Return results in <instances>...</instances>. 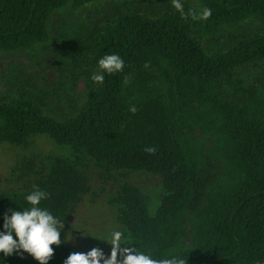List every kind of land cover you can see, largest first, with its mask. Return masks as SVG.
<instances>
[{"label":"trees","instance_id":"obj_1","mask_svg":"<svg viewBox=\"0 0 264 264\" xmlns=\"http://www.w3.org/2000/svg\"><path fill=\"white\" fill-rule=\"evenodd\" d=\"M102 1L0 0V53L53 45L61 83H86L82 102L62 115L33 89L0 99V145L27 148L47 135L71 152L50 158L28 189L0 198V232L5 214L31 208L34 185L48 194L39 207L58 221L71 215L91 190L89 159L107 172L162 178L154 213L151 198L129 182L110 200L139 253L187 264H264V0H179L182 10L173 0H115L98 6L111 7L110 17L53 34L60 10ZM106 54L119 55L123 71L96 83ZM59 239L44 264L79 253ZM0 264L41 261L19 248L0 251Z\"/></svg>","mask_w":264,"mask_h":264},{"label":"rangeland","instance_id":"obj_2","mask_svg":"<svg viewBox=\"0 0 264 264\" xmlns=\"http://www.w3.org/2000/svg\"><path fill=\"white\" fill-rule=\"evenodd\" d=\"M115 0H106L89 5L78 11L71 5L60 10L53 18L55 27L80 26L84 21L97 22L110 17L112 9L99 12V4L107 5ZM170 0H162L166 4ZM97 10V11H96ZM60 50V44H56ZM57 58L53 45L37 46L32 51L0 53V99L20 88L33 89L47 95L53 115L73 112L69 107L81 103L86 83L83 79L72 84L70 80L61 83L54 61ZM68 94V95H67ZM70 149L57 145L49 136L38 135L27 148L4 143L0 145V198L12 191L26 190L33 185L38 173L48 165L52 157H68ZM85 173L90 181V193L76 206L74 212L59 221V236L69 247L79 253H88L93 248L102 252L105 258L113 250V236L120 232V249H133L122 234L117 212L110 203L117 194L120 184L129 182L142 189L150 198V211L154 213L162 194V178L159 175L141 171H105L86 159ZM62 225V227H61ZM129 254L125 252L124 255ZM118 259H123L118 252ZM103 262V260H101Z\"/></svg>","mask_w":264,"mask_h":264},{"label":"clouds","instance_id":"obj_3","mask_svg":"<svg viewBox=\"0 0 264 264\" xmlns=\"http://www.w3.org/2000/svg\"><path fill=\"white\" fill-rule=\"evenodd\" d=\"M173 5L182 10L179 0H173ZM207 15H210V10ZM207 18V16L205 17ZM99 73L92 76L96 83H103L104 75L114 74L123 71L124 61L117 54H106L99 61ZM150 67L148 62L145 68ZM127 83V81H125ZM138 109L135 105L130 106L129 111L135 114ZM145 151L149 154H155V147H147ZM34 190L26 196V200L31 208L24 211L12 209L11 216L5 214L3 227L4 232H0V251L5 255L13 253L14 249L22 248L41 264L51 258L53 249L52 244H59V221L47 210L39 207L41 200L47 198V193L38 186H33ZM62 227V225H61ZM15 235V239H14ZM121 233L115 232L113 236V250L108 258H105L101 251L93 248L88 253H72L69 255L65 264H187L182 258L173 257L171 259L155 260L150 255L144 253L131 254L133 250L119 248ZM118 252L123 259H118ZM125 252L129 254L124 255Z\"/></svg>","mask_w":264,"mask_h":264}]
</instances>
